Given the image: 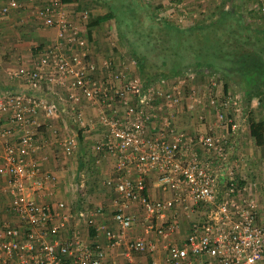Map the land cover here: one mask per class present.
Returning a JSON list of instances; mask_svg holds the SVG:
<instances>
[{"label": "built area", "instance_id": "built-area-1", "mask_svg": "<svg viewBox=\"0 0 264 264\" xmlns=\"http://www.w3.org/2000/svg\"><path fill=\"white\" fill-rule=\"evenodd\" d=\"M36 18L57 30L47 55L52 73L39 64L13 73L25 80L28 90L10 89L0 95L4 175L0 193L17 220L13 225L0 222V264H264V209L257 196L264 189V176L247 183L245 176H238L239 160H231L236 150L231 139L244 126L243 96L222 87L217 90L215 81L203 92L192 91L188 106L192 112L196 106L197 120L205 122L208 113L213 115L209 130L196 136L204 152L200 154L175 129L169 114L187 97L183 77L147 83L115 71L112 79L100 83L94 77L98 66L88 58L89 40L68 18L62 3L50 0L36 10ZM45 81L64 86L70 99L79 92L89 103L109 106V112L100 111L105 134L94 145L96 156L106 154L113 161L103 181L114 194L108 207L39 201L52 196L48 181L56 180L30 157L39 148L35 137L39 116L55 114L53 103L38 93ZM68 112L71 120H81L74 104ZM5 116L9 125L2 124ZM154 124L157 130L152 134L149 127ZM14 131L17 142L11 140ZM75 147L73 136L61 140L66 155ZM150 173L156 174L157 186L169 196L153 198L146 193ZM191 213H197L195 219ZM182 220L189 226L178 234ZM134 227L141 235L128 234ZM98 235L108 249L124 248L120 259L107 260L104 246L92 239ZM160 243L161 257L155 256ZM134 253L152 258L137 261Z\"/></svg>", "mask_w": 264, "mask_h": 264}, {"label": "crops", "instance_id": "crops-1", "mask_svg": "<svg viewBox=\"0 0 264 264\" xmlns=\"http://www.w3.org/2000/svg\"><path fill=\"white\" fill-rule=\"evenodd\" d=\"M49 1L50 0H5L2 4L0 9V95L10 89L28 90L25 80L13 76V73H17L21 70H30L36 67L37 64H39L46 73H52V70L49 69L50 61L47 55L48 49L56 42L57 30L55 27L43 25L36 18V10ZM182 1L189 2L190 0ZM3 7H7L6 12H2ZM62 7L68 18L77 25L80 33L84 36H86L88 30L94 35L97 33V30L101 28L102 23L92 27L87 25L89 17L86 18L88 15L86 9L81 10V7L79 8L76 4H62ZM83 8L86 7L83 6ZM84 11H86V14ZM90 11L92 12H90L92 18L104 13L96 7ZM94 45V49L89 45L90 49L88 53V58L98 66V70L94 73V77L100 83H106L112 79L114 74L113 72L115 70H109V67L110 64L115 61V58L113 61H108L104 58L106 51H99L96 39ZM102 45L105 46V42H103ZM64 51L66 53L69 52L66 48ZM127 75L134 76L136 73H127ZM190 88L191 90L188 92H186V88L184 89V94L187 97L180 106L173 108L169 114L174 122L175 129L178 132H183L187 138V143L197 148L200 154L204 155V152L197 143L196 136L198 133L209 130V120L213 118V115L212 113H208L205 122H199L197 120L196 112H194L196 106L193 112L189 110L188 106L193 102L192 98H190V94L192 95L194 88ZM217 90H219L218 87ZM38 93L45 97L48 102L53 103L55 114L50 118L43 117L42 114L39 116L41 126L37 129L35 134L39 148L33 152L30 157L36 161L42 172H49L56 176L54 182L48 181L51 187L50 190L53 193L52 196L41 197L39 201L54 205L56 201L63 200L70 206H94L102 204L108 207L112 203L114 194L110 188L103 184V181L110 175L113 161L106 154L96 156L94 145L96 142L102 140L105 134L104 128L99 123L100 111L109 112V106L89 103L79 92H76V99H70L68 98L70 93L68 89L64 86L52 85L46 81L43 83ZM73 104L75 111L81 114V120L79 121L71 120V116L68 112ZM2 124L9 125L6 116L3 118ZM154 126L155 124L149 127L152 134L156 133L157 130ZM14 132L12 133L11 140L17 142L18 134L17 131ZM70 136L75 138L76 147L71 154L66 155L61 148V140ZM189 139H191V141H189ZM243 139L242 130L231 139L236 146L235 154H239L237 155L239 163L241 160L245 161L239 152V147L242 146L245 140ZM249 172L250 177H246L245 179L247 183L255 179L256 175L262 177L258 171L255 172L251 169ZM3 181L4 175L0 172V186ZM146 185V193L153 198L169 196L168 193H164V191L157 186L155 173L147 175ZM258 191L264 192V189H259ZM190 218L195 219L191 216ZM3 220L12 225L17 224V220L9 208L8 201L5 202V199L0 194V222ZM181 224V230L178 234H184L189 226V221L182 220ZM80 229L84 233V229H82V227H80ZM128 234L130 236H139L141 235V230L138 227H134ZM148 238H153V236L148 235ZM92 239L104 246L106 252L109 254L107 258L109 262L110 259H120L122 256V251H124L123 247L119 250H111L106 247L105 239L102 236H94ZM160 245L159 254L157 253L155 256H162V243H160ZM133 258L137 261L149 262L152 255L148 253H134Z\"/></svg>", "mask_w": 264, "mask_h": 264}, {"label": "trees", "instance_id": "trees-1", "mask_svg": "<svg viewBox=\"0 0 264 264\" xmlns=\"http://www.w3.org/2000/svg\"><path fill=\"white\" fill-rule=\"evenodd\" d=\"M59 2L76 4L81 10L86 9L83 6H90L87 0ZM130 3L140 9L137 21L143 27L158 31L152 42L146 34V45L142 46L141 42L133 44L129 38L132 36L122 33L120 23L117 25L118 21L113 20L114 14L110 10L91 18L87 25L92 27L113 20L118 43L127 50L137 73L145 82L150 83L160 78L175 79L186 71L215 73L224 81V92L229 88L227 82L244 91L240 73L255 74L252 76L254 81H258L261 73H264V50L260 47L253 49L257 44H264V26L259 25L264 0H204L193 9L196 17L189 24L160 19L156 9L146 0H130ZM247 3L250 4L249 7L246 6ZM157 7L161 8L160 5ZM206 32L210 34H207L206 43L202 45L200 41L204 39ZM86 36L88 40L92 39L89 30ZM254 85L250 86L249 92H243L246 107L254 99H257L258 104L264 101L257 95L258 90ZM247 123L248 135L253 144L264 146V118L249 117Z\"/></svg>", "mask_w": 264, "mask_h": 264}, {"label": "rangeland", "instance_id": "rangeland-1", "mask_svg": "<svg viewBox=\"0 0 264 264\" xmlns=\"http://www.w3.org/2000/svg\"><path fill=\"white\" fill-rule=\"evenodd\" d=\"M5 0H0V9L2 4ZM151 3L154 9H156L157 17L164 20H177L180 24H189L192 23L193 20L196 17V12L193 10L196 8V5L198 3H203L201 0H190L189 2H184L182 0H146ZM87 2L90 4L89 7H86V10L88 11V15L86 18L89 20L92 18L91 11L94 7L98 8L99 10L103 11L104 13L108 10L112 11L114 14V21H118L120 23V28L122 30V33L127 36L130 34L132 37L130 38V41L134 44L137 42H141V45H146V34L149 35L151 42L154 38H156L157 35L155 33H158V31L154 30L151 27L142 26L141 23L137 21L138 14L140 13V9L130 3V0H87ZM99 3V4H97ZM161 6V8H158L157 6ZM247 7L250 6L249 3L246 4ZM91 12V13H90ZM141 14V13H140ZM139 17V16H138ZM259 25L264 26V7H262V13L259 14ZM258 19V18H254ZM106 21L102 23L101 28L97 30L96 34H91L92 39L89 40V45L95 48L94 42L95 39L97 40V47L99 51H106L104 54V58H106L108 61L115 58V61L110 64L109 70H115V71H124L125 73H137L135 63L133 59H131L128 55L127 50L118 43V37L116 35L115 31V24L114 21ZM167 32V30H166ZM165 32V33H166ZM207 34H210V32H206V37L204 36V39H202L201 44L206 43ZM97 36V37H96ZM94 40V42H93ZM105 42V46L102 45V43ZM261 48L264 50V44H257L253 49ZM182 48V47H181ZM205 49V48H204ZM251 49V50H253ZM202 56V55H201ZM212 58V57H211ZM214 58V57H213ZM173 68H176L175 65H172ZM114 71V72H115ZM242 74L240 73L239 78L241 81V84L243 85V90L241 91L239 88H237L233 83L227 82L229 85L228 90L232 91V93H239L243 95V92H249L250 86L254 85L255 88L258 90L256 93L257 95L264 100V73H261V78L258 81H254L252 79V76L255 74L250 73ZM135 76H139L137 73ZM180 77H183L185 79V88L186 92L190 91L191 88H194V91L196 92H203V89H205L206 85L208 86L210 82L215 81L219 86L218 88L221 89L222 83L224 82L219 75L215 73H193L190 71H186L183 73ZM222 80V81H219ZM261 82V83H260ZM192 88V89H193ZM241 117H244V126L240 129L243 132V139L244 143L242 146L239 147L240 149V155L244 158L243 163L236 162V168L238 172V176L245 175V177H250L251 169L255 172L258 171L260 175L264 176V146L258 147L255 146L251 140V138L248 135L247 130V122L249 117H255V118H264V101H261L258 104L257 99H254L249 106H244L241 108ZM250 138V140H249ZM249 141V142H248ZM235 150L231 154V160H236L237 155L235 154ZM245 173V174H244ZM261 177L259 175H256L255 179L261 180ZM257 196L259 200V205L262 209H264V192L257 191ZM1 194V193H0ZM3 198L6 201V198L3 194H1ZM4 211V210H3ZM2 211V212H3ZM197 213H191L192 218H196Z\"/></svg>", "mask_w": 264, "mask_h": 264}]
</instances>
